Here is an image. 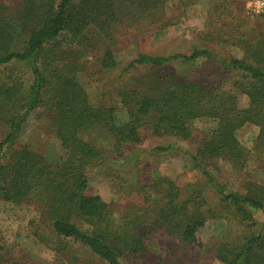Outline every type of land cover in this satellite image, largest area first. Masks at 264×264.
Instances as JSON below:
<instances>
[{
	"label": "rangeland",
	"instance_id": "obj_1",
	"mask_svg": "<svg viewBox=\"0 0 264 264\" xmlns=\"http://www.w3.org/2000/svg\"><path fill=\"white\" fill-rule=\"evenodd\" d=\"M136 1L114 0L120 14L112 24L110 36L88 31L74 39L63 34L46 45L41 55L43 68H49L47 74L58 68L69 72L84 89L93 108L115 107L117 124L129 121L127 108L119 101V92L148 85L150 78L153 83L165 82L170 77L216 84L225 81L221 87L227 90L234 80L235 75L224 74L218 63L203 59L193 64L176 61L154 71L137 68L119 76L138 53L191 55L194 48H200L242 60L264 55V9L258 6L264 0ZM27 7L26 0H0V21L19 17ZM130 8L129 17L122 14ZM107 51L115 54L118 68L104 71ZM27 73L22 62L1 66L0 88H12L6 85H12L14 80L26 83ZM237 97L239 107L247 108L248 97L240 92ZM17 99L9 104V111L11 106H20ZM6 119L7 114L0 111V141L7 132ZM52 121L48 108L36 110L17 146H25L58 166L69 157V152L52 132ZM215 127L211 118L197 119L187 141L156 138L146 131L140 144L124 146L122 153L132 161L120 165L115 161L118 153L104 128L80 131L81 140L108 153L103 166L94 165L87 170L88 195L101 196L109 208L104 228L111 232L128 229L127 236L144 237V251L126 255L121 259L122 264H223L218 259L220 243L241 245L246 236L264 234L263 213L255 214V222H241L227 210L214 190L205 185L203 174L191 168L188 153L195 154L200 142ZM259 134L260 128L251 124L237 133L248 154L243 169L225 161L212 162L209 169L219 182L240 192H244L249 180L264 182V156L256 149ZM168 145L175 146L173 152L166 155L156 152L157 148ZM178 193L173 202L171 195ZM44 218L40 205L24 202L13 206L0 197V262L105 264L80 244L66 243L55 236ZM196 219L205 225L196 233L195 242H191L183 234L186 226ZM81 227L89 229L85 225ZM260 264H264V259Z\"/></svg>",
	"mask_w": 264,
	"mask_h": 264
},
{
	"label": "trees",
	"instance_id": "obj_2",
	"mask_svg": "<svg viewBox=\"0 0 264 264\" xmlns=\"http://www.w3.org/2000/svg\"><path fill=\"white\" fill-rule=\"evenodd\" d=\"M26 2L28 7L19 17L0 21V67L22 62L29 75L26 83L14 80L12 85H6L12 88H0V111L7 114V132L0 141V197L4 201L13 206L24 202L40 205L45 221L59 239L80 244L105 264H122L121 259L126 255L144 251V237L127 236L128 229L111 232L104 228L109 208L101 196L88 195L87 170L94 165L103 166L108 153L81 140L80 131L104 128L118 153L115 161L120 165L132 161L122 153L124 146L140 144L144 132L156 138L187 141L197 119L211 118L216 127L200 142L195 154L188 153L191 168L203 174L205 185L214 190L227 210L241 222H255V214H264V182L249 180L244 192L235 191L219 182L209 169L212 162L219 160L241 165L242 169L246 166L248 154L237 133L248 124L260 128L256 149L264 156V55L255 56L256 51L254 59L242 60L200 48H194L191 55L138 53L119 76L137 68L154 71L176 61L193 64L203 59L218 63L224 74L237 77L234 76L229 90L221 87L225 81L216 84L170 77L161 81L164 83H153L150 78L148 85L119 92V101L127 108L129 121L117 124L115 107L93 108L84 89L69 72L58 68L47 74L49 68H43L40 63L45 46L63 34L74 39L88 31L110 36L112 24L120 14L114 0ZM137 8L140 10L139 3ZM130 12L131 8L122 14L129 17ZM114 55L106 52L104 71L118 68ZM238 92L248 97L247 108L239 107ZM14 99L19 100L20 106H11L9 111ZM42 108L50 110L52 132L69 152V157L58 166L25 146H17L31 114ZM174 149L175 146L168 145L157 148L156 152L166 155ZM179 195H171L172 201ZM81 225L89 229L83 230ZM204 225L200 219L191 221L183 238L195 242L196 233ZM219 247L218 259L223 264H260L264 259V234L246 236L241 245L223 242Z\"/></svg>",
	"mask_w": 264,
	"mask_h": 264
},
{
	"label": "built area",
	"instance_id": "obj_3",
	"mask_svg": "<svg viewBox=\"0 0 264 264\" xmlns=\"http://www.w3.org/2000/svg\"><path fill=\"white\" fill-rule=\"evenodd\" d=\"M258 6L261 8V9H264V1H260L258 3Z\"/></svg>",
	"mask_w": 264,
	"mask_h": 264
}]
</instances>
